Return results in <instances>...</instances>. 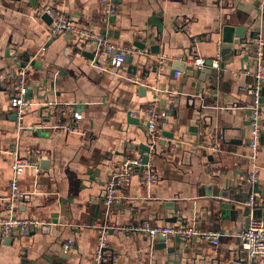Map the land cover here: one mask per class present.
Wrapping results in <instances>:
<instances>
[{
  "label": "crops",
  "instance_id": "1",
  "mask_svg": "<svg viewBox=\"0 0 264 264\" xmlns=\"http://www.w3.org/2000/svg\"><path fill=\"white\" fill-rule=\"evenodd\" d=\"M115 2L117 14L107 15L105 0H0V221L13 215L42 223L27 237L0 236V264H95L97 226L103 224L120 228L109 231L115 256L106 264H261L241 250L239 234L250 215L260 210L264 219V83L258 206L249 215L245 206L249 88L255 82L248 72L254 70V39L264 36V0ZM47 9L131 47L132 63L116 69L93 43L67 34L51 39ZM227 26L244 28L248 43L235 46L239 55L228 51L224 58ZM135 43L148 53L139 54ZM15 55L29 66L28 99L34 104L22 121L27 129L19 132L10 105ZM198 58L213 61L215 72L204 81L196 75L201 69L189 62ZM262 66L264 75V60ZM156 100L171 113L158 123L159 140L148 164L160 182L142 185L140 170L107 207V184L125 160L141 157L140 146L149 145L140 111ZM62 119L71 122V130L54 128ZM32 126L41 129L38 135L28 130ZM192 145L216 150L191 152ZM15 151L37 161L39 172L24 171L19 187L26 198L10 212ZM141 222L193 225L222 238L215 246L121 230Z\"/></svg>",
  "mask_w": 264,
  "mask_h": 264
},
{
  "label": "built area",
  "instance_id": "2",
  "mask_svg": "<svg viewBox=\"0 0 264 264\" xmlns=\"http://www.w3.org/2000/svg\"><path fill=\"white\" fill-rule=\"evenodd\" d=\"M116 0H105V13L107 15H115L118 12ZM220 4L224 0H218ZM46 13L52 17V24L50 28V38L56 37L61 34H67L76 37L80 41L90 42L95 44L98 50L105 53L116 69L122 68L129 54L133 53L131 47H120L113 43L107 36L94 33L88 29L78 28L66 14L53 9H47ZM196 40V39H194ZM255 54L253 60V72L251 74L254 79V85L249 88L251 95L250 105V122L251 131L249 139V147L247 153V165L249 168L246 183L249 188V197L245 203L246 208L253 212L256 210L258 204L256 201V195L254 193V187L259 183L261 167L259 164V148L263 131L262 126V90L264 83L263 66L264 60V36L262 34L257 35L254 39ZM139 54H147L146 50H138ZM15 64L14 68L10 71V81L13 88L12 98L10 100L11 108L14 110V114L17 117L18 126L17 132L27 129L23 126L22 121L25 118L27 111L33 107V102L28 99V87L27 78L29 73V66H22L20 59L17 55L14 56ZM160 63L165 61L164 57L159 59ZM198 68L202 69L206 65L205 59L198 58L189 61ZM53 106V103H48V107ZM140 114L146 118V129L149 138V146L152 151L159 140L158 123L167 117L166 112L161 107L158 100L153 101L143 107ZM75 120H81L82 115L74 113ZM62 121V122H61ZM59 120L54 128L71 130V122L68 120ZM37 128L32 126L28 130ZM192 145L191 152H194L200 148L216 150L215 146L204 145ZM1 152V149H0ZM32 152H30L31 154ZM15 161L12 166V178L10 182V195L7 202V209L10 212H14L17 206L22 203L26 195L21 191L19 187V179L23 175L24 171L28 167H33L39 172L38 162L33 160H25L18 156L15 151ZM31 156H36L32 154ZM142 170L141 184L144 186L158 185L160 177L155 170L149 165H143L142 158H134L125 160L118 172L112 177L104 190V203L107 207H111L117 201V192L120 188H125L133 180V177ZM41 222L37 219H19L11 215L10 217L0 221V236L2 238H9L15 236L27 237L31 235L39 226ZM99 230V236L97 239L95 264H106L109 260L114 259V253L109 243V231L120 229L117 226H110L103 224L97 226ZM125 235L141 234L148 238L155 240L161 237L166 239H180L184 242L192 243L195 240H201L210 242L217 246L220 244L222 233L218 231H203L193 225H164L153 226L148 222L136 223L133 225H127L121 228ZM239 238L241 241L240 247L243 252L246 253L249 260H258L261 264H264V219L250 215V219L245 223V227L240 232ZM73 245L72 242L65 246L66 249Z\"/></svg>",
  "mask_w": 264,
  "mask_h": 264
},
{
  "label": "water",
  "instance_id": "3",
  "mask_svg": "<svg viewBox=\"0 0 264 264\" xmlns=\"http://www.w3.org/2000/svg\"><path fill=\"white\" fill-rule=\"evenodd\" d=\"M44 18L48 19V21L52 22V17L50 15L45 14ZM235 37L237 38V40L234 39ZM223 42H224V44H223V50H224L223 57L224 58L227 56L228 51H230V52L232 51V55H235V56L239 55L241 53V51L236 49L235 46L236 45H244V44L248 43L247 42V36H245V29L240 28V29L236 30V29H233L232 27H229V26L225 27L223 30ZM135 46L140 50H145V45L142 43H135ZM132 61H133V57L129 55L126 59V62L131 64ZM21 65L26 66L27 64L22 63ZM132 69L134 70V74H136V71H137L136 67H132ZM214 72H215V70L213 69V61L208 60L206 62L205 67L202 68L201 70H199L196 73V75H198V77L201 81H204L205 78L207 77V75H212ZM27 97H28V93H27ZM166 115L167 116L171 115L170 111L166 112ZM134 123L139 124V121H134ZM30 130L32 131L33 129H30ZM40 130L41 129H37L35 134L38 135ZM170 137H171V135H170ZM155 148H156V146H155ZM140 149H141L140 155L142 158L143 165L146 166L149 164V159H150V154L152 153V149L149 145H142V146H140ZM48 162H49L48 160H43L41 162V164H43V163L48 164ZM256 192H258V193L260 192L258 185H255V187H254V193H256ZM246 214H248V215L250 214V211L248 209H247ZM254 214H255L254 215L255 217H259V218L263 217L262 211H260V210ZM175 220L176 219H174L172 222H175ZM160 239L163 241L166 240V238H164V237H161ZM177 241H181V240L177 239ZM181 248L184 249L185 245H182ZM168 251L173 253V252H175V249L169 248Z\"/></svg>",
  "mask_w": 264,
  "mask_h": 264
}]
</instances>
